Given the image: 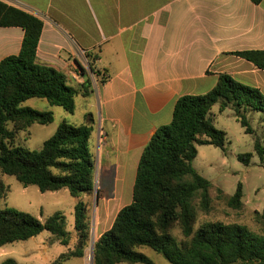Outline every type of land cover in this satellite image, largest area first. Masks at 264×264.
<instances>
[{"label": "trees", "instance_id": "16d2710c", "mask_svg": "<svg viewBox=\"0 0 264 264\" xmlns=\"http://www.w3.org/2000/svg\"><path fill=\"white\" fill-rule=\"evenodd\" d=\"M251 1L257 5L263 2ZM0 27H20L25 32L20 53L0 62L1 172L14 176L25 187L37 186L42 193L67 189L77 199L93 195L97 165L92 151L93 114L86 116L87 124L62 121L39 150L14 144L17 135L30 132L35 123L48 125L55 120L52 111L25 106L28 100L46 99L52 106L74 114L77 97L94 93L92 80L73 86L65 73L38 63L37 50L44 28L39 17L0 0ZM236 55L264 70V51ZM89 57L90 71L104 84L107 77L96 68L93 55ZM216 105L221 113L233 108L246 133L253 134L247 114L264 115V93L222 74L210 92L178 99L171 123L158 128L143 151L132 202L118 212L111 228L95 242L94 264H155L139 250L143 247L161 254L170 264H264V234L243 224L219 221L206 222L195 229L198 209L204 213L212 210V182L194 166L198 146L212 145L226 151L227 133L218 129L211 117ZM255 150L264 162V146L259 140ZM252 157V153H246L239 159L249 164ZM8 193L9 187L0 180V203ZM243 198L244 187L239 182L230 198L231 206L241 208ZM176 228L181 230L182 240L174 235ZM75 229L79 239L74 249L62 253L51 264L85 257L92 230L90 208L83 200L75 206ZM44 231L63 246L71 243L63 212L42 221L32 214L0 206V247L28 241ZM1 264L20 263L7 259Z\"/></svg>", "mask_w": 264, "mask_h": 264}, {"label": "crops", "instance_id": "0c3cea01", "mask_svg": "<svg viewBox=\"0 0 264 264\" xmlns=\"http://www.w3.org/2000/svg\"><path fill=\"white\" fill-rule=\"evenodd\" d=\"M1 1L43 20L38 63L65 73L73 86L92 80L94 93L84 97L100 115L92 151L98 132L107 177L131 178L133 189L145 147L171 123L180 97L210 92L222 74L264 93V70L236 55L264 51V0ZM24 35L0 27V62L20 53ZM89 54L107 77L97 90ZM71 237L66 251L77 243Z\"/></svg>", "mask_w": 264, "mask_h": 264}, {"label": "rangeland", "instance_id": "374dc122", "mask_svg": "<svg viewBox=\"0 0 264 264\" xmlns=\"http://www.w3.org/2000/svg\"><path fill=\"white\" fill-rule=\"evenodd\" d=\"M96 90L101 78L91 73ZM96 97V98H95ZM93 101H97L95 94ZM86 98L78 96L77 110L74 114L62 107L52 106L46 99L35 98L28 100L25 106L39 111H52L55 120L48 125L35 123L30 132H20L15 140V146H23L30 150H39L44 142L51 138L62 121L71 124H87V115L93 114L100 127V115L97 107H86ZM211 117L215 126L227 133L226 151L212 145L198 146V155L194 161L197 171L212 182L210 195L212 210L204 213L198 209L197 230L206 222H223L225 224H243L258 234H264V162L255 150V142L259 140L264 146V115L261 112L247 114L254 130L247 134L242 127L233 108L219 111V106L213 108ZM31 133V134H30ZM98 141V132L95 134ZM97 141L95 146L97 173L96 191L91 196L81 199L74 198L67 189L56 192L42 193L35 185L25 187L14 176L3 174L0 169V180L9 187L6 199L0 203L1 208H15L29 213L45 221L56 212H63L67 219V230L71 235H77L75 229V206L79 200L85 201L90 208L91 238L86 248V260H74L73 264H92L91 243L96 242L100 234L110 229L118 212L133 200L132 179L118 180L115 175L107 177L104 168V155L97 156ZM252 153L249 164L239 159L240 155ZM244 187L243 206L235 208L230 204V198L237 190L238 183ZM198 204V201H195ZM174 235L182 240L184 237L179 228L173 231ZM53 235L44 231L40 235L28 240L20 241L0 247V264L7 259H14L20 264H50L53 258L68 249L60 243L52 242ZM73 239V238H72ZM57 241V240H55ZM78 242V240H77ZM77 244V243H76ZM70 247H73L70 244ZM155 264H170L161 254L143 247L139 249Z\"/></svg>", "mask_w": 264, "mask_h": 264}, {"label": "water", "instance_id": "95a60500", "mask_svg": "<svg viewBox=\"0 0 264 264\" xmlns=\"http://www.w3.org/2000/svg\"><path fill=\"white\" fill-rule=\"evenodd\" d=\"M97 187V183L95 185V189ZM94 252H95V242L94 240H92V243H91V260H92V264H94Z\"/></svg>", "mask_w": 264, "mask_h": 264}]
</instances>
